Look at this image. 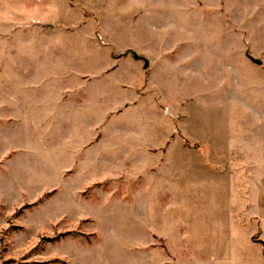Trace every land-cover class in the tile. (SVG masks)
Listing matches in <instances>:
<instances>
[{
  "label": "rangeland",
  "instance_id": "1",
  "mask_svg": "<svg viewBox=\"0 0 264 264\" xmlns=\"http://www.w3.org/2000/svg\"><path fill=\"white\" fill-rule=\"evenodd\" d=\"M158 4L180 20L170 34L191 39L189 60L198 56L188 76L176 68L160 74L166 83L175 77L180 111L154 95L126 102L134 95H111L113 84L110 97L95 99L93 77L79 81L58 68L52 60L62 53L51 55L42 41L33 45L38 68L27 53L18 69L15 33L30 20L0 17L2 30L12 26L0 32V264H264L263 246L259 258L250 243L264 241V219L253 209L264 160V0ZM54 17L40 14L36 26L56 30ZM130 75L142 81L130 66L107 78ZM185 126L202 141L232 143L244 132L262 153L242 149L208 165L207 148L190 142Z\"/></svg>",
  "mask_w": 264,
  "mask_h": 264
},
{
  "label": "crops",
  "instance_id": "2",
  "mask_svg": "<svg viewBox=\"0 0 264 264\" xmlns=\"http://www.w3.org/2000/svg\"><path fill=\"white\" fill-rule=\"evenodd\" d=\"M26 7H23L20 0H0V17L5 20H30L28 28L18 30L15 33V49L13 52L15 55H21V59L14 61V66L21 69V65L28 62L29 59L34 68H38L37 50L33 48V45L38 46V42L42 41V44L50 46V54L53 52L62 53L61 58L56 56V60L63 69L67 71L71 70L74 74H77L78 79L82 76H92V82L94 89V98H100L102 101L104 98L110 97L106 95L109 84H113L111 95L119 94L117 91H121L123 96L131 94L133 96L128 98V101H136V94L154 95L155 98H161L164 102L169 104L174 109L181 110V104L183 101L181 95L176 94V79L173 76H168L166 83L161 78V71L163 69L176 68L183 75H189V64L198 60V56L190 58L191 54V39L187 36L186 39L177 40L174 35V30L179 29L177 23L179 18L177 16H170L167 18L164 16L163 7L158 4L159 0H139L140 2L135 6L136 0H122L121 3H116V0H100L98 7H95L97 0H24ZM72 2V6L70 5ZM108 3V6L104 4ZM158 4V5H157ZM83 8L91 10V16L89 11H83ZM192 11V10H191ZM89 12V13H88ZM193 12V11H192ZM54 14V20L56 24V30L38 28L36 21L39 19L40 14L50 15ZM95 19L99 20V23L95 22ZM32 20L34 24H32ZM20 23V22H19ZM6 30L0 32L7 34L12 28L11 24ZM98 25L99 27H97ZM192 27L190 24L189 28ZM164 31H168L167 35H164ZM183 31V30H182ZM16 32V31H15ZM53 32V33H52ZM10 33V32H9ZM24 36V43L20 44L18 41ZM207 44L205 45V47ZM35 49L34 58L32 53ZM196 49V48H194ZM182 51L189 52L186 56L182 55ZM133 53L137 54L140 58L133 56ZM28 60V61H27ZM94 61H97V67L92 68ZM147 62V64L145 63ZM183 65H185L183 67ZM56 66V65H55ZM133 67L140 72L142 81L135 80L130 75L125 80H119V76L112 79H108V75H116L119 73L121 67ZM109 77V76H108ZM71 78V77H70ZM91 78V77H90ZM139 78V79H141ZM81 81V79H79ZM85 84V83H84ZM115 86V87H114ZM142 88L141 90H139ZM168 96H173L176 100L169 102L165 99ZM193 98L192 96L185 97L184 99ZM140 99V98H138ZM162 101V102H163ZM161 102V100H160ZM120 105L121 102H115L111 106ZM97 107H99L97 105ZM130 108V107H129ZM102 109V107L98 108ZM233 111L234 114H238L240 111ZM96 112V111H95ZM171 114V113H170ZM179 114V113H178ZM186 114V113H185ZM232 115L233 122L236 123L240 117V114ZM188 120L191 119V112L188 116ZM165 118H168L165 116ZM230 119V118H229ZM171 122V127L174 126V121L168 119ZM237 125V124H236ZM188 126V125H187ZM185 126L184 135L190 142H196L200 146L207 148V164H215L216 167L219 163H225L230 159H237L239 156V150L250 151L249 154L259 156L262 151L260 145L252 146L246 145L244 140L245 133H236L233 148L225 146V143L229 141L218 140L216 138L207 139L205 141L198 140L195 136H192L191 132L187 131ZM171 129H168V133ZM123 142V141H121ZM164 143L160 147H165L168 143V139L163 141ZM256 144V143H255ZM129 146V145H128ZM139 146L150 147L152 145L145 144L144 141ZM181 146V140H176L171 144L174 150ZM226 157H225V156ZM255 158V156L253 157ZM219 159V160H218ZM260 171L259 183H257L256 193L254 190V211L257 214L259 220L264 219V160L259 159ZM216 167H214L216 169ZM213 168V169H214ZM223 174V173H222ZM230 176V175H229ZM260 196V198H259ZM258 197V198H256ZM264 222V220H263ZM250 241V240H249ZM255 247H258V256L260 258L261 245L264 248V241L259 240L258 243L251 242ZM260 264V263H259Z\"/></svg>",
  "mask_w": 264,
  "mask_h": 264
},
{
  "label": "water",
  "instance_id": "3",
  "mask_svg": "<svg viewBox=\"0 0 264 264\" xmlns=\"http://www.w3.org/2000/svg\"><path fill=\"white\" fill-rule=\"evenodd\" d=\"M133 56L136 58H140L139 56H137V54L133 53ZM145 63L147 64V62L145 61Z\"/></svg>",
  "mask_w": 264,
  "mask_h": 264
}]
</instances>
